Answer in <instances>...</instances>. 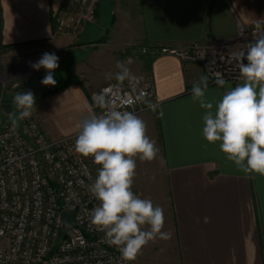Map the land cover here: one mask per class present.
I'll list each match as a JSON object with an SVG mask.
<instances>
[{
	"label": "crops",
	"instance_id": "obj_1",
	"mask_svg": "<svg viewBox=\"0 0 264 264\" xmlns=\"http://www.w3.org/2000/svg\"><path fill=\"white\" fill-rule=\"evenodd\" d=\"M69 2L0 0V47L15 46L28 66L45 52L55 53L59 67L54 73L65 68L61 80L78 77V84L36 104L37 120L52 139L78 134L77 125L96 115L91 95L116 78L118 62L131 77L140 69L150 79L148 109L137 116L159 152L150 162L136 159L133 188L145 189L144 197L164 209L163 230L172 238L149 242L134 264H264V176L243 172L219 142L203 137L206 110L192 99L201 69L168 55L153 57L145 67L137 54L145 45L235 41L241 27L264 26V0H121L113 5L114 21H97L76 45L55 35V18ZM96 29L109 33L98 49L83 50L91 43L84 37ZM39 72L46 74L43 68ZM235 86L208 85L206 99L215 105ZM149 104L157 105L155 111Z\"/></svg>",
	"mask_w": 264,
	"mask_h": 264
},
{
	"label": "built area",
	"instance_id": "obj_2",
	"mask_svg": "<svg viewBox=\"0 0 264 264\" xmlns=\"http://www.w3.org/2000/svg\"><path fill=\"white\" fill-rule=\"evenodd\" d=\"M73 0L64 14L55 18L57 32L74 37L80 26L92 23L97 0ZM264 32L255 24L240 29L235 41L202 46L192 44L186 50L171 47L137 48L140 56H175L183 63L199 64L211 84L219 75L237 85L240 78L233 53H246L250 42ZM247 63V60H244ZM113 81L91 95L96 115L115 106L138 115L148 108L152 93L149 78L133 77ZM105 105L100 103L101 95ZM0 131V264H132L123 261L117 247L103 232L90 224V212L99 204L89 188L98 174L92 157L74 151L78 134L52 139L41 129L33 111L29 118L19 117ZM72 212L75 228L63 235L62 214Z\"/></svg>",
	"mask_w": 264,
	"mask_h": 264
},
{
	"label": "clouds",
	"instance_id": "obj_3",
	"mask_svg": "<svg viewBox=\"0 0 264 264\" xmlns=\"http://www.w3.org/2000/svg\"><path fill=\"white\" fill-rule=\"evenodd\" d=\"M231 55L243 82L227 90L214 105L206 99L208 77L202 76L193 84L192 99L206 110L202 117L205 140L211 144L219 142L226 158L243 172L264 176V32L249 43L246 53ZM58 61L55 53L45 52L37 62L29 63L34 70H46L42 85L54 87ZM117 67L118 81L134 79L123 64L118 62ZM215 82L220 87L226 84L219 75ZM13 103L20 109L19 117L25 119L32 115L36 98L30 90L18 92ZM100 103L106 106L103 94ZM107 107L103 114L91 115L77 125L74 151L85 158L92 157L99 166L89 188L99 201L90 212V224L117 247L123 261L132 262L149 242L172 238L170 231L163 230L164 209L132 190L136 159L153 161L159 149L147 135L144 120L133 112L117 110L114 105ZM149 107L155 111L157 105Z\"/></svg>",
	"mask_w": 264,
	"mask_h": 264
},
{
	"label": "rangeland",
	"instance_id": "obj_4",
	"mask_svg": "<svg viewBox=\"0 0 264 264\" xmlns=\"http://www.w3.org/2000/svg\"><path fill=\"white\" fill-rule=\"evenodd\" d=\"M119 1H121V0H97V3H96L97 9H96V15H95L94 22L88 23V24H83L82 26H80V28L78 30L79 33L72 38L65 36L61 32H57V24L55 22V35L58 37H62V38L69 40L72 44H75V45L78 44L83 33L85 31L87 32L89 27L91 29V25L96 24L97 21H100L102 24H105V23L107 24V21H110V22L114 21V15H112L111 12L113 10V5ZM73 2H76V1L73 0ZM69 3L67 4L66 7L63 8V10H62V12H60V14L61 13L64 14L63 11H65L67 8L71 9V7L76 6V3H74L73 5H69ZM99 8L102 9V15L100 17H98V15H97ZM108 33H109L108 30L106 31V33L99 32V30H97V29H96V31L92 30L91 34L87 35L83 39V41H90L91 42L87 47L83 48V50L89 49V50L93 51V50L98 49V44L102 43L105 40ZM200 45L205 46V44H200ZM190 46L191 45H188L185 47L174 46L171 48H173L174 50L181 51V50L188 49ZM78 49H80V47H78ZM75 52H77V51H75ZM19 56H20V52L17 49H7V50L1 49L0 50V131L2 130V127L4 125H6L8 123H16V121H17L16 120V106L13 103V98L18 92H23V91H28V90L32 91L35 98H36V104H37L39 98H41L42 95L46 91L57 88L58 86H60L62 84V82H60V81L65 82L67 80V78H63V80H61L62 78L60 75H63V73L66 71L65 68H63L62 70H58L56 73H54V78L57 81L56 86H54V87L43 86V85H41L42 79L40 78V76H37V73L34 71V69L32 67L28 66L26 61H24L23 58H19ZM121 61H123V60H121ZM184 64L194 65V66L198 67L199 69H201L203 76H207L205 71L203 70V68L199 64H193V63H184ZM137 76L138 77L143 76L141 74L140 69H137L136 77ZM113 81H118V80L116 78H113V80L107 82L106 84L113 82ZM34 82H36L37 85L32 86L31 84ZM99 90L95 91L94 93L98 92ZM94 93H92V95ZM33 114L37 120L36 105L34 106ZM37 121H39V120H37ZM40 127H41V125H40ZM41 129H42V127H41ZM140 176H142V174H138V180L140 179ZM132 190L134 193L139 195L141 198H145L144 197V195L146 193L145 189L141 188V191H139L140 189L137 190V189L132 188ZM134 262L135 261H132V264H134Z\"/></svg>",
	"mask_w": 264,
	"mask_h": 264
},
{
	"label": "trees",
	"instance_id": "obj_5",
	"mask_svg": "<svg viewBox=\"0 0 264 264\" xmlns=\"http://www.w3.org/2000/svg\"><path fill=\"white\" fill-rule=\"evenodd\" d=\"M144 47H147L149 50H151L152 48H154V47H156V46H146V45H145ZM14 48H15V46L0 47V50H1V49H6V50H7V49H14ZM141 57H142V59H143V63H144V65H145V67H146V65H147L149 62H151V60H152V57H151L150 55H145V56H141ZM37 74H40V72L38 71ZM78 83H79V80H78L77 77H75V76H70V77L67 78V80H66L65 82H63V83H62L60 86H58L57 88L46 91V92L42 95V97H45V96H47V95H49V94H52V93L61 92V91L65 90L67 87H69L70 85L78 84ZM208 85H212V84H211V81H210L209 79H208Z\"/></svg>",
	"mask_w": 264,
	"mask_h": 264
},
{
	"label": "water",
	"instance_id": "obj_6",
	"mask_svg": "<svg viewBox=\"0 0 264 264\" xmlns=\"http://www.w3.org/2000/svg\"><path fill=\"white\" fill-rule=\"evenodd\" d=\"M71 1V0H70ZM74 216L72 212H64L62 214V228L60 230V234L63 235L71 228H75Z\"/></svg>",
	"mask_w": 264,
	"mask_h": 264
},
{
	"label": "flooded vegetation",
	"instance_id": "obj_7",
	"mask_svg": "<svg viewBox=\"0 0 264 264\" xmlns=\"http://www.w3.org/2000/svg\"><path fill=\"white\" fill-rule=\"evenodd\" d=\"M45 75H46V74H42V75L40 76V78L42 79Z\"/></svg>",
	"mask_w": 264,
	"mask_h": 264
}]
</instances>
